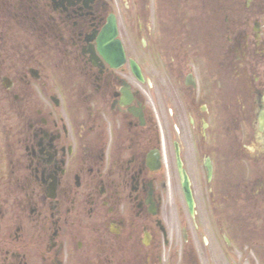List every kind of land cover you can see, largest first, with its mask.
Here are the masks:
<instances>
[{
  "label": "flooded vegetation",
  "instance_id": "1",
  "mask_svg": "<svg viewBox=\"0 0 264 264\" xmlns=\"http://www.w3.org/2000/svg\"><path fill=\"white\" fill-rule=\"evenodd\" d=\"M263 253L264 0H0V264Z\"/></svg>",
  "mask_w": 264,
  "mask_h": 264
},
{
  "label": "water",
  "instance_id": "2",
  "mask_svg": "<svg viewBox=\"0 0 264 264\" xmlns=\"http://www.w3.org/2000/svg\"><path fill=\"white\" fill-rule=\"evenodd\" d=\"M179 167H180V162L178 163ZM181 182H182V186L184 188V191H185V195H186V199L191 207V204H192V199H191V194H190V190H189V187H188V179L185 175H182L181 176Z\"/></svg>",
  "mask_w": 264,
  "mask_h": 264
},
{
  "label": "rangeland",
  "instance_id": "3",
  "mask_svg": "<svg viewBox=\"0 0 264 264\" xmlns=\"http://www.w3.org/2000/svg\"><path fill=\"white\" fill-rule=\"evenodd\" d=\"M207 227H208V229L210 230L211 234L213 235V232H212V230L210 229V227H209V226H207ZM213 244H214V246L216 247L217 242H216V240H215L214 238H213ZM214 246H213V247H214ZM215 247H214V249H216ZM262 255H264V253H263Z\"/></svg>",
  "mask_w": 264,
  "mask_h": 264
}]
</instances>
